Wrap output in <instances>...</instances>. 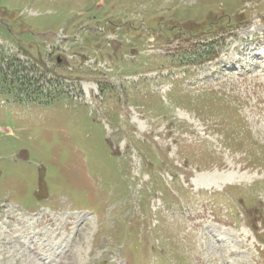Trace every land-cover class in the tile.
Wrapping results in <instances>:
<instances>
[{"label": "rangeland", "instance_id": "rangeland-1", "mask_svg": "<svg viewBox=\"0 0 264 264\" xmlns=\"http://www.w3.org/2000/svg\"><path fill=\"white\" fill-rule=\"evenodd\" d=\"M0 264H264V0H0Z\"/></svg>", "mask_w": 264, "mask_h": 264}, {"label": "bare ground", "instance_id": "bare-ground-1", "mask_svg": "<svg viewBox=\"0 0 264 264\" xmlns=\"http://www.w3.org/2000/svg\"><path fill=\"white\" fill-rule=\"evenodd\" d=\"M86 83H88L89 84V86L86 88V86H85V84ZM83 87H84V89H86V91H91L92 89V83L91 82H84L83 83ZM138 118V117H137ZM138 121H142V120H139V118L137 119ZM143 122V121H142ZM144 123V122H143ZM236 161L237 160H239V159H241V158H234ZM245 167H248L247 165H244ZM227 167H229L228 166V164L225 162V164L222 166V169L223 168H227ZM220 168V167H219ZM242 168H243V166H241V167H239V169L238 170H240V171H237L236 169H235V171L234 172H226L225 170L224 171H221V168L220 169H218L216 172H214V174H215V176L212 174L213 172H209V173H204V172H202V174H200L199 176H203V178L205 177V180L204 181H202L203 179H201V177H199V178H197V179H195V183H196V185L197 186H205V187H210V186H212V185H216V184H219V183H227L228 184V182H231V180H235V178L236 177H238L239 176V174L240 173H242L243 172V170H242ZM206 175H208V176H206ZM245 175V174H244ZM197 219H198V217H197ZM208 219L212 222V220L210 219V216L208 217ZM210 221H201V223L202 224H204V223H207V222H210ZM200 222V221H199ZM197 224V223H196ZM199 224V223H198ZM200 225V224H199ZM198 225V226H199ZM206 227V226H205ZM208 227V226H207ZM209 228V227H208ZM193 229V228H192ZM211 229V228H210ZM219 229V228H218ZM217 230V229H216ZM212 232V231H211ZM223 232V231H222ZM209 236V235H208ZM219 236V235H218ZM217 236V237H218ZM216 237V236H215ZM246 238V237H245ZM32 241V240H31ZM27 242V241H26ZM25 241H23V242H20L21 244H24L25 246H27V247H31V245H29V244H27ZM40 246H38V248H39ZM31 249V248H30ZM38 253H39V251H38ZM39 254H41V253H39ZM40 258V257H39Z\"/></svg>", "mask_w": 264, "mask_h": 264}]
</instances>
